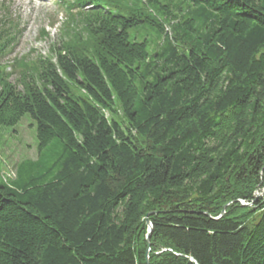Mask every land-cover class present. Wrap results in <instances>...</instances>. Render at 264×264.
<instances>
[{
    "label": "trees",
    "instance_id": "16d2710c",
    "mask_svg": "<svg viewBox=\"0 0 264 264\" xmlns=\"http://www.w3.org/2000/svg\"><path fill=\"white\" fill-rule=\"evenodd\" d=\"M65 4L20 88L0 64V126L39 142L0 181V264H264V0Z\"/></svg>",
    "mask_w": 264,
    "mask_h": 264
},
{
    "label": "rangeland",
    "instance_id": "374dc122",
    "mask_svg": "<svg viewBox=\"0 0 264 264\" xmlns=\"http://www.w3.org/2000/svg\"><path fill=\"white\" fill-rule=\"evenodd\" d=\"M63 1L73 0H0V33L11 29L15 34L13 47L0 64L12 72L10 80L19 88L21 84L14 60L35 61L51 55L53 46L60 44L64 26L70 20ZM38 144L37 122L29 114L14 126H0V181L3 176L14 175L19 161L36 159ZM262 192L264 190L257 196Z\"/></svg>",
    "mask_w": 264,
    "mask_h": 264
},
{
    "label": "water",
    "instance_id": "95a60500",
    "mask_svg": "<svg viewBox=\"0 0 264 264\" xmlns=\"http://www.w3.org/2000/svg\"><path fill=\"white\" fill-rule=\"evenodd\" d=\"M147 224H148V235H147V239L149 240L153 226L152 223L150 222V220H147ZM147 263L150 264L149 260H147Z\"/></svg>",
    "mask_w": 264,
    "mask_h": 264
}]
</instances>
